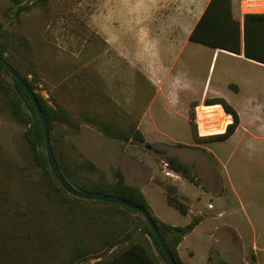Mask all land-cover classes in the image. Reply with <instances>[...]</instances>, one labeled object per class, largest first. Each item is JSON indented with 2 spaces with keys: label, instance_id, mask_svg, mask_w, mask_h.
<instances>
[{
  "label": "rangeland",
  "instance_id": "obj_1",
  "mask_svg": "<svg viewBox=\"0 0 264 264\" xmlns=\"http://www.w3.org/2000/svg\"><path fill=\"white\" fill-rule=\"evenodd\" d=\"M191 2L22 0L20 4H28L30 8L17 17L13 0H0V23L16 36L15 43L22 37L30 46L25 51L20 45L22 55L13 54L9 58L11 65L27 75L34 83L35 92L47 100L53 95L70 109L80 129L78 132L67 131L66 140L69 139L83 157L91 160L108 181L115 180L117 168L122 172L131 164L138 168L139 159L144 158L141 163L143 177L150 174L151 166L164 170L162 175L173 179L164 184L166 191L187 209L189 203L174 183H179L186 195L200 196L199 205L204 210L208 201L213 205L211 211L216 213L220 225L215 229L218 221L213 215L200 214L206 220L186 241L195 250L191 262L199 264L205 254L206 264H220V259L229 264H264V69L233 62L223 54L211 64L212 51L188 39L200 9L197 5L194 11L188 9ZM146 11L153 14L152 18L138 20L137 17L142 15L148 17ZM4 55L8 56V53ZM33 70L38 71L37 77ZM146 70L159 80L157 84H164L156 98L157 87L145 79L143 71ZM2 74L13 84L10 74ZM235 75L246 83L253 81V84H244L237 92L233 90L234 84H228L238 81ZM207 77L210 82L208 95L217 92L228 98L240 113L241 127L226 140L207 139L206 136L211 134H203L202 127L207 118L197 117L196 104H199ZM66 80L73 86L81 82H85L88 89L94 86L99 93L98 101L103 105L94 102L96 108L99 107L97 111L103 110L104 105L110 108L119 125L120 121L124 123V118L130 116L138 121L145 114L142 122L147 131L145 141L122 142L109 138L92 124L81 121L75 111V101L67 98L59 87ZM249 88L254 94L253 99L260 100L259 104H251L246 96ZM217 113L222 120L224 117L233 122L225 110L218 108ZM83 125L93 130L82 129ZM26 128L27 125L17 121L0 100V199L3 201L2 192L9 190L5 209L10 217L17 203L30 205L34 217L40 214L46 222V232L56 238L60 235L62 244L51 248L48 244L36 245L28 241L26 234H18L17 223L14 224L12 218H3L0 213V264H48L49 259H63L71 255L68 247L74 240L70 241L67 232L76 236L74 224L79 234L87 222L89 226H103L104 218H107L99 215L105 208L100 203L71 200L70 197L59 202L54 196L44 195L46 187L42 184L46 183H43L41 171L34 165L23 137ZM64 130L55 128L53 135L58 136ZM170 155L193 164L201 188L210 195L184 178L179 181L165 163ZM219 197L223 201L215 203ZM154 201L159 202L156 211L161 219L172 225H185L194 216L189 212L181 214L158 194ZM75 210L79 213H74ZM92 211L97 214L88 216L87 213ZM210 222L212 226L205 232L210 237L202 247L199 234ZM94 230L89 227L87 233ZM79 236L84 237L86 233L81 232ZM148 238L154 256L163 262L151 237Z\"/></svg>",
  "mask_w": 264,
  "mask_h": 264
},
{
  "label": "trees",
  "instance_id": "obj_2",
  "mask_svg": "<svg viewBox=\"0 0 264 264\" xmlns=\"http://www.w3.org/2000/svg\"><path fill=\"white\" fill-rule=\"evenodd\" d=\"M21 1L13 0V5H16L15 15L17 17L30 8L28 4H20ZM231 1L210 0L191 30L188 39L236 54L243 52L246 58L264 64V12L245 14L241 24L239 19L232 14ZM15 37L13 33L5 29L0 23V56H3L9 63V58L13 54L22 55L20 45L24 46L25 51L30 49L26 39L20 37L18 43H15ZM6 53H8V56L4 55ZM14 68L34 91L48 122L50 143L54 157L62 175L68 183L77 190L119 196L146 209L162 234L175 263L184 264L179 256L177 246L182 238L200 222L201 217L195 216L182 226L171 225L160 220L152 213V209L143 192L138 186L129 184L119 168L115 170V180L108 181L104 173L91 160L83 157L72 142L69 139L66 140L65 133L67 131L70 130V133L78 132L80 129V124L76 121L77 119L70 109L58 102L57 98L53 97V95H51L50 100H47L41 93L35 92L34 83L29 80L27 75H23L19 69ZM2 73L9 74L0 62V100L7 106L11 115L17 121L27 125L23 137L30 149L34 165L41 171L43 183H46V185L41 183L46 187L43 191L44 195L46 197L54 196L59 202H65L66 197H70L71 200L96 202L105 207L101 209V214L99 213V215L107 217L104 218L103 226H89L90 223L87 222L88 224H84L81 231L86 233L84 237L79 236L81 232L78 234L75 224L73 227L76 236L70 234L72 233L71 231L67 232L70 241L74 240L73 245L68 247L71 255L64 257L60 264H72L77 260L88 258L100 252L102 253L100 256H95L96 258H100L97 264H168L146 221L140 214L119 204L77 198L67 193L59 185L49 167L42 125L32 104L18 82L11 76L13 84L8 83ZM33 75L37 77L39 75L38 71L33 70ZM59 87L67 98L71 97L75 101L77 106L75 111L81 121L83 120L85 123L92 124L109 138L122 142L135 141L143 143L145 141L143 133L138 128V121L133 116L134 120L129 116L128 118H124L123 124L120 121L119 125L118 118L110 108L104 105L103 110L97 111L99 107L96 108L94 102H99V93L93 89L94 86L92 89H88L85 82H81L79 85L75 83L73 86L70 80H66L64 84L61 82ZM206 102L220 103L226 113L231 114L233 122L226 126L224 132L206 136L207 139L214 141L226 140L233 134L238 125L239 118L237 112L222 98H214L206 100ZM100 105L103 106L101 103ZM55 128L65 130L62 133L59 132L58 136H55L53 135ZM165 163L174 173L193 184L199 185V179L197 178L193 164L183 162L175 155L167 156ZM24 179L27 182V178ZM8 194L9 190L7 189L2 192L3 201L0 199V213L3 215V218H12L13 223L18 224L19 235L21 233L26 234L29 238L28 241H32L36 245L43 243V246L48 244L47 246L51 248L55 244L58 247L61 246V236L58 235L56 238L53 234L54 237L49 232H46V222L40 218V214H36L34 217L33 210L30 212V205L27 207L26 205L17 203L12 208L10 217L9 212L5 209L9 200ZM167 200L180 213L186 214V206L172 196V194L168 193ZM75 212L79 213L78 210H75ZM132 213L136 215L134 216ZM87 214L88 216H93L97 213H93L92 211V213ZM89 227L95 229L93 233H87ZM148 236L151 237L153 244L157 247L159 256L163 262L158 261L151 251Z\"/></svg>",
  "mask_w": 264,
  "mask_h": 264
},
{
  "label": "crops",
  "instance_id": "obj_3",
  "mask_svg": "<svg viewBox=\"0 0 264 264\" xmlns=\"http://www.w3.org/2000/svg\"><path fill=\"white\" fill-rule=\"evenodd\" d=\"M209 1L210 0H192V2L190 3V5H188V9H191L193 11L195 10L196 5L200 8L199 9V12L197 14V17L194 19L193 25L190 28L188 34H190L191 30L193 29L194 25L196 24L197 20L199 19V17L203 13V11L206 8V6L208 5ZM144 9H147V7L145 6ZM231 11H232L233 16L236 17V18H238L239 21H240V23L242 24L243 17H244L245 14L241 11V8H240V0H232L231 1ZM145 13H147V11ZM148 13H147L148 17H145L144 18V15H142L140 17H137V19L139 20V19L142 18V19H146L147 20L149 18H152L153 14L151 12H149V11H148ZM126 19L127 18L125 16H123V20L126 21ZM206 47H208L212 51V61H211V64L213 63V61H214L215 58H218L220 54H223V55L227 56L228 58H231L233 60V62L247 63V64H250L252 66L260 67V68H263L264 69V64L263 63H260L258 61H255V60L246 58L243 55V52H241L240 54H236V53H233V52H230V51H227V50H224V49H220V48H212V47H209V46H206ZM143 72H144L145 79H147V81H149L150 83H152L150 85L153 86V87H157V90H156L157 93L155 94V98H156L158 95H160L159 94V91L163 89V85L164 84H161V85L160 84H157L159 82V80L153 78L152 76H150V74H149L150 73V70H146V71H143ZM143 72H141V73H143ZM235 78H238V81L237 82L231 81L228 84H234L233 90H235L237 92H240L241 91L242 86L244 84H253V81L251 82L249 80L246 83V81L243 78L242 79L244 81H242L236 75H235ZM246 78L249 79V75L248 74L246 75ZM209 89H210V82L208 83V77H207L206 78V81H205V83H204V85L202 87V96H201V99L199 100V104H196V105L199 106V105L203 104L204 102H206V100H210V99H214V98H222V99H224L229 105H231L233 107V109L238 114L239 122H238V125H237L236 129H235V130H238L241 127V123H240L241 122V120H240L241 118H240L239 111L231 104V102L228 101V98H226L224 96H221L217 92H214L212 94V96H209L208 95L209 94ZM246 96L250 98V102H251L252 105L254 103H256V104H259L260 103V100L259 99H257V100H254L253 99L254 98L253 97L254 94H253V92L251 91L250 88H249V92L246 93ZM152 100H154V98ZM214 104H220V103H209L207 105H214ZM227 114L228 115H231L229 113H227ZM143 120H145V114H144V116H142L141 119H140V117L138 119V128L141 130V132L143 133V135L145 137L147 131H146V129H143V127H142ZM86 126L87 125H83L82 126V129L84 127V128H89V129L93 130L92 128H90V126L89 127L88 126L86 127ZM154 129H157L156 126H155ZM143 160H144V158L139 159V166H138V168H136L135 166H133V164H131V166H129V168L126 167V169H124V171H123V174H124L126 180L130 184L136 185V186H138L140 188V190L145 195L146 200H147L149 206L153 210L154 215L161 219L160 214L157 213V211H156L157 204L159 202L154 201V199L157 197V194H158V196L160 195V197L161 196L163 197L165 203H167L170 206H173V205H171V204L168 203V200H167L168 191H166V186H164L165 183L172 182L173 179H169L168 177H164L162 175V171H164V170H159L156 166H151V169L150 170L153 173L150 172L149 175H147L146 177H143V170L141 168V163L143 162ZM170 172L173 175H175L178 179H180L179 181H182V178L183 177H181L180 175L174 173L171 170H170ZM187 182L188 183H191L189 181H187ZM174 184L178 187V192L183 193L184 198H185V201L189 203V208L187 209L186 214H183V215H187L189 213H193L194 214L193 217L200 216L201 213L208 214V215L209 214L210 215H213L214 219L216 221H218V223H217L218 226L217 225L214 226V228L217 229V227H219V225H220V223H219L220 220H218L219 218L216 217V213H213L211 211V207L213 205L211 203H209V201H208L206 203V210H204L199 205V203H200V196L194 197V196L186 195V193H184L185 191L182 189V187L179 185V183H174ZM191 184H193V183H191ZM193 185H196V184H193ZM196 186H199L201 188L200 183H199V185H196ZM201 189H203V188H201ZM204 193L210 195L209 191L204 190ZM222 201H223V199L219 197L218 200L215 201V203L216 202L217 203H221ZM236 203H237V199L235 198V211H236ZM209 205H211V207H209ZM240 207H241V205H240ZM221 212L222 211L218 210V214H221ZM200 217H201L200 222L193 228L192 231H190L188 234H186L182 238V240L180 241V243L177 246V250H178L179 256H180V258H181V260L183 261L184 264H196L194 262H191V260H190V259H193V257L195 256L194 247H193V245L191 243H186V241L200 227V225L203 223V221L206 220V218H202V216H200ZM162 221H164V220H162ZM211 222L208 224V226L204 227V229L202 230V232L199 234V237H200L199 240L202 241V244H201L202 247H204V241L207 240L210 237V235L206 234L205 232L208 229V227H211L212 226ZM180 226H182V225H180ZM253 232H255V229H253ZM110 252H111V250H110ZM183 252H185L186 255L183 254ZM203 252H204V250H203ZM188 259H189L190 262H188ZM61 260L62 259H49L48 264H60L61 263ZM206 260H207V255L204 254V258H203V260L199 264H206ZM98 261H100V258L88 257V258H85V259L77 260V261H75L72 264H97ZM227 263L228 262L226 260L223 261V260L220 259V264H227ZM258 263H259V260H258ZM230 264H237V263L236 262H232Z\"/></svg>",
  "mask_w": 264,
  "mask_h": 264
},
{
  "label": "water",
  "instance_id": "obj_4",
  "mask_svg": "<svg viewBox=\"0 0 264 264\" xmlns=\"http://www.w3.org/2000/svg\"><path fill=\"white\" fill-rule=\"evenodd\" d=\"M0 62L2 63L5 70L18 82V84L21 86V88L26 93L30 103L32 104L40 122L42 125L43 135H44V143H45V152L48 160L49 167L53 173V176L56 178L59 185L69 194L82 199H92V200H99L107 203H113V204H119L121 206H124L130 210L135 211L136 213L140 214L143 219L146 221L153 237L155 238L156 242L158 243V246L165 257L168 264H176L174 261V258L162 236L160 231L158 230L155 222L152 220L151 216L147 212L146 209L135 205L127 200L122 199L119 196L109 195V194H103L98 192H86V191H80L71 186L68 181L64 178L62 175L57 161L54 157L51 143H50V136H49V130H48V122L47 119L42 112V109L38 103V100L34 94V91L29 87L27 82L24 80L22 75L3 57L0 56Z\"/></svg>",
  "mask_w": 264,
  "mask_h": 264
},
{
  "label": "bare ground",
  "instance_id": "obj_5",
  "mask_svg": "<svg viewBox=\"0 0 264 264\" xmlns=\"http://www.w3.org/2000/svg\"><path fill=\"white\" fill-rule=\"evenodd\" d=\"M222 109V106L220 104H214V105H207V104H201L196 107L197 110V117L204 120L207 118L205 123L203 124L204 133L203 134H219L225 131L226 126L231 122L230 120H222L219 116V113H217L218 108ZM217 108V110H215ZM230 116V115H229ZM232 118V116H230ZM217 122V123H215ZM202 135V134H201Z\"/></svg>",
  "mask_w": 264,
  "mask_h": 264
},
{
  "label": "built area",
  "instance_id": "obj_6",
  "mask_svg": "<svg viewBox=\"0 0 264 264\" xmlns=\"http://www.w3.org/2000/svg\"><path fill=\"white\" fill-rule=\"evenodd\" d=\"M240 8L244 14L263 13L264 12V0H240ZM222 110H224L223 107H222ZM226 115L228 114L226 113ZM223 120H225L224 117H223ZM209 207H211V205H209Z\"/></svg>",
  "mask_w": 264,
  "mask_h": 264
}]
</instances>
